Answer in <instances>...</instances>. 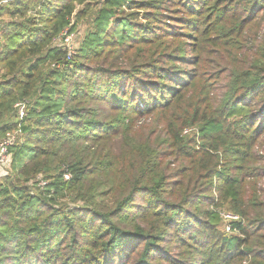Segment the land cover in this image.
<instances>
[{
	"label": "trees",
	"instance_id": "16d2710c",
	"mask_svg": "<svg viewBox=\"0 0 264 264\" xmlns=\"http://www.w3.org/2000/svg\"><path fill=\"white\" fill-rule=\"evenodd\" d=\"M3 1L0 264H264V0Z\"/></svg>",
	"mask_w": 264,
	"mask_h": 264
},
{
	"label": "rangeland",
	"instance_id": "374dc122",
	"mask_svg": "<svg viewBox=\"0 0 264 264\" xmlns=\"http://www.w3.org/2000/svg\"><path fill=\"white\" fill-rule=\"evenodd\" d=\"M85 28H86V26L83 25V24L78 26L77 34L75 36H73L72 41H69V45H70L71 49L76 48V46H77L76 40L78 41L77 38H80L82 36V33H83V31H84ZM259 28H260V32L261 33H264V23ZM244 53H247V51L240 53L239 54V57H242ZM249 55H250V53H248L247 56H249ZM192 56H194V53H188V57H192ZM227 83H228L227 77L225 75H221V82L219 83V84H221L220 86L227 85ZM145 129L147 131H149V134L148 133H143L142 134L143 138L145 136H148L151 139L152 142H156L157 141V144H160L161 143L162 138L164 137L162 133L160 134V132L158 131V134H157L154 131L155 130L154 127H151V124L149 122H147V125H145ZM150 132H153V133L150 134ZM194 132H195L194 129H188L184 133H187L189 135V137H192V136H194ZM8 134H10V133H8ZM157 135H159L158 140H157V137H158ZM142 136H140V138H142ZM195 139L198 140L196 137H195ZM257 151L259 152V156L262 157V162H259L256 165V168L258 169L259 174H260V177H261V182L259 183L258 186H259V190L261 192V201L264 203V178L262 179V177L264 176V138H262V142L260 144L259 143L257 144V146H256V152ZM167 163H170V165H169V171L168 172L173 171V173L175 171H178V168L181 167V165H182V163L180 161H175V160H172V159H168L167 160ZM41 183L39 184L40 187L42 186ZM227 229L228 230L230 229L229 226H227V228L225 227L224 224L221 226V230H223V231L225 230V232H226Z\"/></svg>",
	"mask_w": 264,
	"mask_h": 264
},
{
	"label": "built area",
	"instance_id": "2783aa9c",
	"mask_svg": "<svg viewBox=\"0 0 264 264\" xmlns=\"http://www.w3.org/2000/svg\"><path fill=\"white\" fill-rule=\"evenodd\" d=\"M15 0H5L3 1L4 3L6 2H14ZM1 4V2H0ZM70 41V37L66 38L64 42L67 44ZM64 44V43H63ZM15 109H18L19 117L22 118L25 116V111H24V106L21 104H16ZM19 139V133H10L7 134L2 141L0 142V176L6 175L7 170L10 168L11 165V154H10V149L13 148ZM68 175L64 176V179H68ZM42 186H44V183H41ZM222 219L227 223V226H229V223L231 221H236L238 218L236 215H233L231 213H221ZM230 228V227H229ZM226 232H229L227 229Z\"/></svg>",
	"mask_w": 264,
	"mask_h": 264
}]
</instances>
